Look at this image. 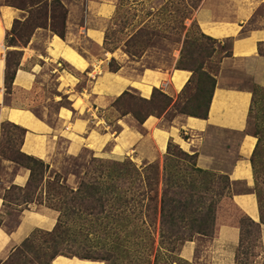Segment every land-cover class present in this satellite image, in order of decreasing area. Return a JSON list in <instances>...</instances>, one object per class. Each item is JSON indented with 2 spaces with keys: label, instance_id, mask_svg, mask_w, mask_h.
Listing matches in <instances>:
<instances>
[{
  "label": "crops",
  "instance_id": "crops-1",
  "mask_svg": "<svg viewBox=\"0 0 264 264\" xmlns=\"http://www.w3.org/2000/svg\"><path fill=\"white\" fill-rule=\"evenodd\" d=\"M60 1L67 10L64 38L43 27L35 30L25 45L13 47L20 51V58L10 92L4 87L6 55L2 44L14 19L24 12L0 3V122L25 129L19 150L48 164L47 174L75 179L74 172H65L63 156L78 157L88 149L97 156L130 155L138 164L156 163L162 169L167 143L172 140L196 154L197 167L225 174L230 182L229 193L218 205L213 234L193 236L179 247L177 255L190 264H238L241 224L223 211L224 205H231L259 224L253 264H264V223L251 164L257 137L248 128L253 92L239 85L233 74L241 72L264 88V0H204L194 13L202 33L218 42L229 41V53L221 57L214 76L206 117L181 113L165 123L163 115H149L139 123L124 115L114 134L107 132L99 113L112 99L129 90L149 98L153 88L162 89L167 82L162 90L174 102L192 71L176 66L178 55L161 61L149 55L151 49L139 55L130 54L124 45L107 49L104 31L115 13L112 0ZM87 42L92 46H86ZM112 58L116 70L109 68ZM49 102L57 105L52 112ZM110 141L113 150L106 152ZM116 147L119 150L115 152ZM4 150L0 127V264L35 229L51 230L59 216L45 204L19 201L10 195L11 190L21 192L26 187L30 169ZM7 209L16 213L10 226L6 224ZM76 258L57 255L52 263L74 264ZM90 262L103 264L101 260Z\"/></svg>",
  "mask_w": 264,
  "mask_h": 264
},
{
  "label": "rangeland",
  "instance_id": "rangeland-1",
  "mask_svg": "<svg viewBox=\"0 0 264 264\" xmlns=\"http://www.w3.org/2000/svg\"><path fill=\"white\" fill-rule=\"evenodd\" d=\"M202 1L204 0H112L115 6V13L105 28L103 44L109 49L124 45L125 49L133 55H139L144 50L151 49L149 55L161 61H167L172 55H178L177 66H185L193 69L191 70L193 72L192 82L182 94V99L178 106L182 105L188 97L193 98L196 93H199L200 101L205 102L211 87V82L209 79H205L204 76L199 75V72L202 68L211 76H216L220 67L219 62L221 57L229 51V41L223 40L218 42L202 33L193 17ZM53 2L54 0H47L48 4L44 5L42 8L43 12H45L43 21H47V25L45 26L34 27L33 25L27 24L26 19L28 16L30 15L31 17L33 13H35L33 11L31 13L29 9H22L24 13L19 18H16L19 22H15L14 19L12 23V27L14 26L13 33L11 34L9 31L5 38V43L2 44L3 54H5L6 57L8 55L11 66H13L20 57L19 50L13 47L25 45L34 31L39 28L44 27L47 30H51L48 24L50 23L49 16ZM0 3L7 4L5 0H0ZM7 5L16 7L12 3ZM16 8L18 9V7ZM56 15L58 19L60 13L57 11ZM58 20H61V18ZM85 45L92 46L89 42L85 43ZM38 46L42 48L41 43H39ZM12 51L16 52L12 53ZM112 67H117L115 61L112 62ZM233 74L239 80V85L247 86L253 92V103L250 110L248 128L252 133L257 132V135H259L262 140V144L254 158L257 179L253 189L254 191L256 189V192H258L262 198V209L264 214V88L253 84L250 79L241 72H233ZM201 87L203 88V94L199 92ZM160 90L163 91L162 89ZM49 91H54V89L49 87ZM163 92L166 93V91ZM48 94L51 95L50 93ZM159 98H161V96L156 93L152 103H147L144 102L142 96L134 90L125 91L123 94L115 97L107 108L99 111L104 126H107V132L110 131L113 134L118 132L119 125L117 122L124 115H130L136 121H138L135 117L137 113L141 115L149 113L155 116L163 115L164 122L168 123L174 115L181 114L175 112L174 107L165 113L163 106L166 100L162 103L159 101ZM66 102L67 101L64 99L63 103ZM49 106L52 112L57 105L56 103L49 102ZM200 109L201 108H198V106H190L192 112L198 113ZM0 127L3 134L5 154L9 157H19L17 161L23 165L29 164L27 159L18 154L20 132L14 129L9 122L4 120L0 122ZM110 150H113V143L111 141L105 146L106 152ZM118 150V147H116L115 152ZM171 150L173 155H180L177 154L176 150L172 148ZM188 153L191 154V152ZM175 160L176 161H171V158L170 160H166V155H164L162 169H159L156 163L138 164L130 155L97 156L88 149H84L78 157L63 156L62 161L65 172H74L76 175L75 179L72 176H68V178L70 177L68 179L66 176L58 173L61 180L64 178L63 181L66 185L76 190L80 186L81 181L92 183L93 185L88 184V188H91V186L99 187L98 192L95 193V195L93 194V196L97 197L101 195L103 198H107L103 213L97 215L100 217L99 220H96V215L94 214L85 215V220H83V218L79 219L76 215H73V217H71V220H73L71 223L73 228L77 230L80 224L86 222L87 226H90L89 231L92 232L89 234V238H93L95 235L109 236L111 239L121 236L122 238L134 241V237H138V245H135L136 247H143V245L147 243V246H149L151 244V239L149 240L148 234L151 232L153 240L151 246L152 254L156 253L159 245V217L158 215L155 216L151 214L150 207L152 204L159 203L164 166L168 165V169L176 170L179 175L188 179V171H190L191 162H193V159L185 156H181L180 158L176 157ZM127 161L132 162L141 172L139 174H134L129 170L126 171V169L123 168V164ZM175 162L177 165L172 167L171 164ZM150 164L154 166L151 167ZM155 165L158 166V180H156L155 177L152 182V188L153 190L157 188V193L156 191L154 193L153 190H146L143 180L139 178L142 174L156 176ZM32 166L35 173L38 171L40 172L38 177H42V181L49 178V176L52 178L55 174H47V170H44V168L38 165ZM191 176L197 187L201 179L200 175L198 174V176H196L192 174ZM207 177L210 179V176ZM140 179L142 181H140ZM156 182L158 184H156ZM208 184L209 183H207V185ZM82 190L83 187L80 188L79 194L82 193ZM197 192L196 190L195 193L197 194ZM140 193H144L143 197L139 195ZM12 194L18 198L19 201L26 199L23 193H19L16 190H11L10 195L12 196ZM149 196L154 197L153 202L148 200ZM30 197H36L33 190L28 199H30ZM119 198L121 201H119ZM91 199L92 197L90 195L88 200ZM124 200L126 201L122 203ZM145 205H147L149 211L144 207ZM146 209L148 211V218L144 215ZM223 211L230 212L234 216V219L242 226L241 245L236 253L237 263L253 264L258 246L256 226L243 218L244 216L242 213L231 205H224ZM7 214L8 219L6 224L10 226L16 220V213L7 209ZM120 217L126 218L127 222L125 227L118 224ZM103 225H105V228ZM83 226L85 227V225ZM139 227L141 229H139ZM143 228H147L148 232ZM85 231L84 229V232ZM141 235L144 237L141 238ZM135 246L130 245V249H134ZM160 251L164 252L165 250L161 248ZM167 254L168 258L166 260L161 254V260H159L157 264H190L178 258L177 250L175 253L172 252ZM31 258L32 257L28 255L26 259ZM76 259V263L74 264H92L90 260L84 261L80 258ZM66 262L68 263L58 262V264H73L72 261Z\"/></svg>",
  "mask_w": 264,
  "mask_h": 264
},
{
  "label": "trees",
  "instance_id": "trees-1",
  "mask_svg": "<svg viewBox=\"0 0 264 264\" xmlns=\"http://www.w3.org/2000/svg\"><path fill=\"white\" fill-rule=\"evenodd\" d=\"M5 2L7 4L12 3L14 6L23 10L29 9L31 13L32 11L35 12L33 13V16L30 17L29 15L26 19L28 25H33L34 27L47 25V21H43L45 12H43L42 9L44 5L48 4L47 0H5ZM57 11L60 13L58 19L61 18V20L57 19ZM66 14L67 10L61 1L54 0L49 16L50 23L48 25L50 26L51 30L61 38H64L65 35ZM15 22L19 21L15 19ZM13 30L14 26L10 30L11 34L13 33ZM15 52L16 51H12V53ZM228 53L229 51L224 55H228ZM5 62L4 87L6 92H10L15 71L19 64V59L16 60L13 66H11L9 57L7 55ZM112 62H114L113 58L109 61V68L111 70H116L117 67H112ZM177 67L187 68L185 66ZM188 69L193 70L192 68ZM199 75L204 76L205 79H209L211 82V87L208 91L205 102H201L199 99V93H196L193 98L188 97L182 105L178 106L180 100L182 99V94L192 82L193 72L192 76L188 79V82L178 95L176 101L173 102L172 98L159 88H153L150 97H142V100L147 103H152L157 93L159 96H161V98H159L160 102L163 103L164 100H166L163 106L165 112L170 111L174 107L175 112L178 113L206 117L212 96V90L215 85V77L208 74V72L202 68L199 72ZM200 89L199 92L203 94V88L201 87ZM191 105L198 106V108L200 107L201 109L198 110V113L192 112L190 110ZM149 115L150 113L146 115L137 113L135 114V117L140 123H142ZM9 124L20 132V146L25 129L10 122ZM253 134L257 137V142L252 152L251 164L256 182L257 177L254 158L262 144V140L260 136L257 135V132ZM19 146L18 154L29 161V164H25L24 166L30 169V177L26 187L24 189L19 188L21 190V192H19L23 193L24 198H26L23 200V202L35 200L40 204H45L48 207L57 210L59 212V216L55 226L51 230L35 229L27 238L22 241V243L2 264H53L52 261L57 255L78 257L81 259L101 260L104 261V264H157L159 260H161V254L166 260L168 258L167 253H175L176 250L178 251L179 247L185 241L191 240L195 234L212 235L214 232L215 217L219 202L225 195L229 193L230 182L227 175L197 167L195 164V153L189 154L178 144L172 140H169L165 153L166 160H170L171 158V161H176V157L180 158L181 156H185L193 159V162H191L192 164L190 171H188V179L190 178L189 180L182 175H179L176 170L168 169V165L164 166L159 203L152 204L150 207L151 214H154L155 216L158 215L159 217V245L157 252L152 254L151 246L153 240L150 231L148 235L149 240L151 239V244L147 246V243L146 245L144 244L143 247H136L135 245H138V237H134V241L127 238H122L121 236L111 239L109 236L95 235L93 238H89L88 236L92 232L89 231L90 226H87L86 222H81L82 224H80L81 226L79 225V229L75 230L71 224L73 222L71 217L76 215L79 219L83 218V220H85V215L94 214L96 215V220H99L100 217L97 215L99 213H103L107 198H103L101 195L97 197L93 196V194L95 195V193L98 192L99 187L91 186L92 189L88 188V184L92 183L85 181H81L80 186L74 190L72 187L66 185L63 180H61V177L58 173H55L52 178L49 176V178H46L42 181V177H38L40 172L38 171L35 173L32 165H38L39 167L44 168V170H48V164L33 156L24 154L19 150ZM171 148L176 150L177 154L180 155H173ZM11 158L14 161H17V158L19 157ZM17 162L20 163L19 161ZM123 165V168H125L126 171L129 170L134 174H139L141 172L139 168L130 161L125 162ZM176 165V162L171 164L172 167H175ZM150 166L152 167L154 165L150 164ZM155 171L156 176L142 174L141 177H139L143 180L146 190L152 191V182L154 181L155 177L156 180H158V166H156ZM192 174L196 176H198V174L200 175L201 179L199 180L197 187L195 185L196 183L194 179L191 176ZM207 176H210V179ZM141 179L140 181H142ZM207 183L209 184L207 185ZM156 184L158 183L156 182ZM81 187H83V190L82 193L79 194ZM36 189H38V195L36 198L33 199V197H30V199H28L31 191L33 190V192H35ZM196 190L198 191L197 194L195 193ZM155 191L157 193V188L156 190H153L154 193ZM255 193L259 203L260 220L262 223H264L262 198L258 192H256V189ZM90 195L92 199L88 200ZM139 195L143 197L144 193H140ZM148 200L153 202L154 197L149 196ZM119 201H121L120 198ZM125 201L126 200L122 201V203ZM144 207L147 208V205ZM147 209L145 210L144 215L148 218L147 213L149 209L148 211ZM243 218L255 225L257 228V233L259 234V224L255 223L247 216H244ZM126 222L127 220L125 217H120L118 224H121L125 227ZM83 225H85L86 228ZM103 227L105 228V225H103ZM84 229L86 230L85 232ZM139 229L141 228L139 227ZM143 229L147 231V228ZM143 237L144 236L141 238ZM130 245H134L135 248L130 249ZM161 248H163L165 251L161 252ZM28 255H30L32 258L26 259ZM178 258L181 259L179 256Z\"/></svg>",
  "mask_w": 264,
  "mask_h": 264
},
{
  "label": "built area",
  "instance_id": "built-area-1",
  "mask_svg": "<svg viewBox=\"0 0 264 264\" xmlns=\"http://www.w3.org/2000/svg\"><path fill=\"white\" fill-rule=\"evenodd\" d=\"M167 85V82L166 83H163L162 84V89Z\"/></svg>",
  "mask_w": 264,
  "mask_h": 264
},
{
  "label": "bare ground",
  "instance_id": "bare-ground-1",
  "mask_svg": "<svg viewBox=\"0 0 264 264\" xmlns=\"http://www.w3.org/2000/svg\"><path fill=\"white\" fill-rule=\"evenodd\" d=\"M3 47V46H2Z\"/></svg>",
  "mask_w": 264,
  "mask_h": 264
}]
</instances>
